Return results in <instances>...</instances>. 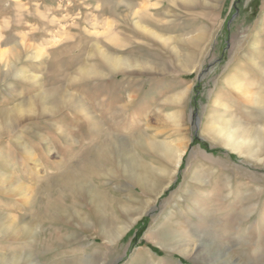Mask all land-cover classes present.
<instances>
[{
    "label": "rangeland",
    "instance_id": "1",
    "mask_svg": "<svg viewBox=\"0 0 264 264\" xmlns=\"http://www.w3.org/2000/svg\"><path fill=\"white\" fill-rule=\"evenodd\" d=\"M224 121L264 132V0H0V257L264 264V143Z\"/></svg>",
    "mask_w": 264,
    "mask_h": 264
},
{
    "label": "bare ground",
    "instance_id": "2",
    "mask_svg": "<svg viewBox=\"0 0 264 264\" xmlns=\"http://www.w3.org/2000/svg\"><path fill=\"white\" fill-rule=\"evenodd\" d=\"M176 1H179V0H176ZM169 39L170 38L163 40L159 38L158 42L167 41ZM101 52H102V56L105 57V52L103 51ZM214 105L216 107L221 106V107L227 108V104L220 103L217 101L214 103ZM30 110H32V106L30 105L27 106L26 104V106L23 105L21 108H19V110L17 111L18 114H15V115L22 116L25 111H30ZM11 121L12 119L9 120V122ZM225 122L226 121H224L222 124L221 123L214 124L210 134L214 137L216 141H218L220 145L229 149L230 151H233L239 155L245 154L246 156L252 157L256 153V150H254L255 147L260 148L262 144L264 143V140H263L264 132L253 133L247 130L243 131L241 129H238V127L235 128V127H232L226 124L224 125ZM4 127L6 128L7 126H4ZM165 155H166L167 160L172 164L173 171L171 172L166 184L163 185L162 189L167 188L171 184L172 180L170 178L175 174L180 164L181 158L183 156V149H181L180 147L170 148V150H168L167 153H165ZM122 171L127 177L136 178L137 181L144 183L142 176L139 175V173L137 172V169L131 162L125 161V164H123V167H122ZM160 188L161 187H159V189ZM137 219H133L131 224H134L137 221ZM122 231L123 229L121 230V232ZM18 233H19V230L17 228V225L14 222L9 221V220L6 221V219L5 220L0 219V238H2V240L3 239H15V236L18 235ZM180 242L181 241H179L178 244ZM167 243H171V241L167 240ZM167 243L166 244L164 243V246L168 245ZM179 247L180 248L178 249H181L180 250L181 253L189 252V251L184 250V244H179ZM218 250L219 249L216 247L211 248V249L208 248L207 252H216ZM194 251L199 252L197 248L192 247L190 250V255ZM17 262H18L17 258L13 256L0 257V264H17Z\"/></svg>",
    "mask_w": 264,
    "mask_h": 264
}]
</instances>
